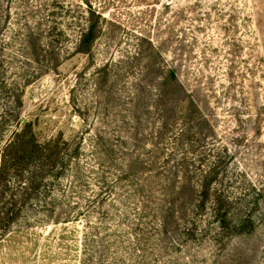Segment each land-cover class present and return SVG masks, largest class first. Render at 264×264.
Segmentation results:
<instances>
[{"label": "trees", "instance_id": "16d2710c", "mask_svg": "<svg viewBox=\"0 0 264 264\" xmlns=\"http://www.w3.org/2000/svg\"><path fill=\"white\" fill-rule=\"evenodd\" d=\"M16 2L25 14L16 28L3 29L11 15L4 21L0 10V242L84 216L91 231L82 264H157L155 254L163 264H205L208 254L218 264L233 242L264 231V214L257 219L263 187L250 185L241 195L234 155L215 145L202 151L205 114L152 43L147 56L143 37L124 58L143 63L125 83L127 95L104 87L113 62L96 69L97 108L106 109L113 96L117 109L97 116L88 145L42 141L23 127L24 89L87 54L103 26L92 6L76 22L60 0ZM63 15L73 19L72 29Z\"/></svg>", "mask_w": 264, "mask_h": 264}, {"label": "rangeland", "instance_id": "374dc122", "mask_svg": "<svg viewBox=\"0 0 264 264\" xmlns=\"http://www.w3.org/2000/svg\"><path fill=\"white\" fill-rule=\"evenodd\" d=\"M16 1L27 2L0 0L1 17L5 21L11 15V24L3 23L5 30L24 23V11L17 10ZM60 1L74 10L70 15L76 22L92 6L100 14L102 34L87 54L70 57L57 73L24 89L21 123L36 139H86L88 145L97 116L107 115V110L113 115L117 109L113 96L105 99L106 109L97 108L96 69L113 62L104 87H117L120 95H127L125 83L139 74L143 63L128 64L124 58L134 54L143 37L148 40L141 43L147 56L153 52L152 43L205 114L202 131L207 140L201 142L202 151L209 153L215 145L219 152L234 155V186L244 188L241 195L250 193V185L264 189V0ZM62 21L72 29L73 19L63 15ZM68 31L76 35L75 29ZM126 73L130 75L125 78ZM259 213L257 219L264 214V203ZM90 231L80 216L75 222L14 233L0 242V264H82L84 236ZM111 232L119 233L114 227ZM154 257L155 263L163 264L161 255ZM212 261L208 254L205 264ZM218 264H264L263 228L233 242Z\"/></svg>", "mask_w": 264, "mask_h": 264}]
</instances>
